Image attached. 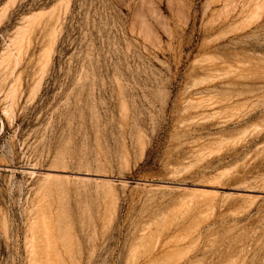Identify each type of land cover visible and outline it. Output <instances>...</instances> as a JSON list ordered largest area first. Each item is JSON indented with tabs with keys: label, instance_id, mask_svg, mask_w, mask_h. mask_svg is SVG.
Listing matches in <instances>:
<instances>
[{
	"label": "rangeland",
	"instance_id": "374dc122",
	"mask_svg": "<svg viewBox=\"0 0 264 264\" xmlns=\"http://www.w3.org/2000/svg\"><path fill=\"white\" fill-rule=\"evenodd\" d=\"M0 264H264V0H0Z\"/></svg>",
	"mask_w": 264,
	"mask_h": 264
}]
</instances>
